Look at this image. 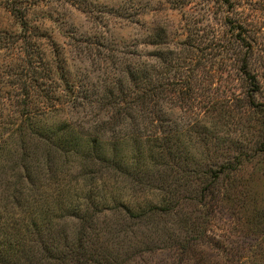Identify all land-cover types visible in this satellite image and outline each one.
<instances>
[{
  "label": "trees",
  "instance_id": "1",
  "mask_svg": "<svg viewBox=\"0 0 264 264\" xmlns=\"http://www.w3.org/2000/svg\"><path fill=\"white\" fill-rule=\"evenodd\" d=\"M212 1L229 12L220 49L241 75L245 113L256 117L252 155L264 146L263 46L237 0ZM193 36L185 47L195 48ZM103 48L110 70L104 66L100 76L102 92L73 82L66 63L55 58L53 76L20 78L18 107L9 113L0 109V264H131L133 256L122 252L128 231L101 226L104 210L123 212L129 221H154L194 199L184 193L192 194L184 190L189 177L200 187L198 197H205L226 169L237 172L241 168L233 164L242 166L251 157L240 152L221 163L178 160L174 149L162 144L163 103L168 98L181 108L190 99L180 86L192 83L193 76L186 74L190 66L184 76L169 78L160 75L158 65L150 71L143 67L128 46ZM176 63L179 67L177 58L169 60L172 67ZM165 89L171 96L164 95ZM127 126L133 131L125 134ZM121 152L127 155L119 157ZM188 164L190 171L179 177L178 170L187 171ZM175 168L178 176L171 180ZM68 177L75 181L69 186ZM115 177L128 183L133 202L112 196ZM227 193L223 197L229 198ZM65 199L72 200L63 205Z\"/></svg>",
  "mask_w": 264,
  "mask_h": 264
},
{
  "label": "rangeland",
  "instance_id": "2",
  "mask_svg": "<svg viewBox=\"0 0 264 264\" xmlns=\"http://www.w3.org/2000/svg\"><path fill=\"white\" fill-rule=\"evenodd\" d=\"M179 1L0 0V109L9 113L18 107L20 78L53 76L55 58L66 63L73 82L93 84L102 92L100 76L104 66L110 70L103 47L128 46L143 67L150 71L158 65L160 75L169 78L184 76L190 66L186 74L191 73L192 83L180 85L190 99L181 108L168 98L163 103L162 144L173 148L181 162L187 157L221 163L240 152L251 157L242 166L233 164L241 168L237 172L226 169L205 197H198L200 187L189 177L184 190L192 194L184 193L194 199L159 219L129 221L123 212L104 210L99 222L128 231L122 252L133 256L131 264H264V146L249 154L257 139L256 117L245 113L241 75L221 53L229 12L212 0ZM237 7L256 28L264 64V0H237ZM189 36L195 48L183 45ZM198 39L202 43L197 46ZM174 58L179 67L169 65ZM260 81L264 88V75ZM164 95L171 96L166 89ZM132 131L131 126L122 128L125 134ZM191 167L175 168L171 180H176L177 170L180 177ZM115 178L112 196L133 202L128 183ZM74 182L68 177V186ZM226 191L229 198L223 197Z\"/></svg>",
  "mask_w": 264,
  "mask_h": 264
}]
</instances>
